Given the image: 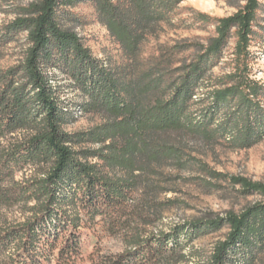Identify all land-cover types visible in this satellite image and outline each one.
I'll return each mask as SVG.
<instances>
[{
    "label": "trees",
    "instance_id": "trees-1",
    "mask_svg": "<svg viewBox=\"0 0 264 264\" xmlns=\"http://www.w3.org/2000/svg\"><path fill=\"white\" fill-rule=\"evenodd\" d=\"M85 1L121 44L126 65H107L69 27ZM183 1L34 0L19 8L5 37L26 32L28 47L0 73V264H79L81 229L95 223L122 247L92 264H264V199L241 212L168 219L177 203L168 195L183 171L264 198V182L218 171L187 145L246 149L264 139V83L251 74L264 0H245L223 17L194 12L188 26L214 25L216 34L178 42L144 68V42L174 25ZM232 37V70L213 77ZM68 86L81 101L64 97ZM79 107L101 122L68 130ZM13 207L22 215L9 222L3 209ZM225 228L210 249L196 245Z\"/></svg>",
    "mask_w": 264,
    "mask_h": 264
},
{
    "label": "rangeland",
    "instance_id": "rangeland-1",
    "mask_svg": "<svg viewBox=\"0 0 264 264\" xmlns=\"http://www.w3.org/2000/svg\"><path fill=\"white\" fill-rule=\"evenodd\" d=\"M34 0H0V73L10 66L16 65L25 54L28 47L27 33L20 32L15 40H7L6 28L17 16L21 6H26ZM264 2V1H263ZM245 3V0H185L178 8L174 25H164L157 34L150 35L142 46L140 60L145 68V59L159 56L163 50L172 47L178 42L193 41L207 42L216 34L214 25L202 27L199 24L189 27L194 12H206L215 17L228 16L235 13ZM74 11L80 21H72L69 27L74 29L83 38L85 44L93 54L103 60L109 66H123L128 63V55L121 44L111 34L110 30L101 23L97 17L95 7L85 1L75 6ZM257 33L252 41L251 51L253 60L252 76L264 83V7L258 13ZM182 25L176 26L179 22ZM236 37H232L225 48L223 61L216 66L211 75L213 77L224 75L232 70L231 59L234 56ZM188 53L175 55L180 59L188 56ZM63 75L59 80L69 84ZM65 98L82 97L69 86L64 93ZM75 119L67 125L71 131L87 130L101 122L99 115L85 113L77 108L74 111ZM187 145L193 150L194 155L207 161L210 166L229 176H244L253 181L264 182V139L256 145L237 149L225 144H209L203 141L190 140ZM191 171H183L182 178L175 185L176 193H170L168 197L177 199L175 208L170 212L169 220H194L205 216L209 212L226 214L230 211L241 212L248 205L264 199L260 194L247 195L243 193L238 184L230 180H214L212 185L201 183L198 177H191ZM9 222H14L22 215L18 207L3 209ZM83 255L79 264H92L93 258L100 253L115 252L122 245L112 236L106 235L99 223L92 224L90 228H82ZM227 228L221 232L210 234L196 242L197 246L210 249L214 242L221 238ZM54 264V263H52Z\"/></svg>",
    "mask_w": 264,
    "mask_h": 264
}]
</instances>
